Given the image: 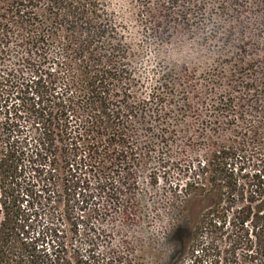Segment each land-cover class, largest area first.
Instances as JSON below:
<instances>
[{"label": "rangeland", "instance_id": "374dc122", "mask_svg": "<svg viewBox=\"0 0 264 264\" xmlns=\"http://www.w3.org/2000/svg\"><path fill=\"white\" fill-rule=\"evenodd\" d=\"M145 1L154 17L144 29L138 16L143 1L111 0L121 32L137 44L145 39L130 88L134 101L150 104L144 109L137 105L134 116H129L125 142L129 157L132 150L137 153L132 167L135 186L124 189L117 204H110L107 193L100 192L101 173L85 166L105 158L106 173L113 167L117 177L125 157L113 138L106 154L95 149L102 136L96 134L55 135L51 144L41 146L32 93L16 97L14 93L9 100L0 97V150L17 148L22 157L19 180L25 192L34 194L25 198L40 207L29 233L38 248L50 253L56 243L66 240L69 245L63 255L72 260V242L77 238L85 259L89 256L85 233L87 226H93L104 231L95 252L121 255L122 261L115 264H153L159 254L151 245V235L162 230L161 234H169L171 245L164 253L166 264H225V253L213 256L205 244L181 249L173 235L179 226L192 228L209 207L206 192L216 188L239 195L264 171V120L253 110L264 104V0H250L241 12L223 10L220 5L227 0H191L189 5L182 1L169 19L160 9L163 0ZM192 4L202 5L197 16L189 8ZM185 11L195 20L189 26L182 20ZM244 42L248 53L242 54L239 46ZM52 51L60 53V47ZM15 61L12 57L7 65ZM162 84L168 94L159 103L152 92ZM161 122L171 132L164 134ZM146 125L151 130L146 131ZM202 172L207 178L205 194L192 198L187 183ZM91 194L100 209L90 221L85 199ZM110 205L104 216L103 207ZM74 221L78 234L73 231ZM245 260L243 256L233 264Z\"/></svg>", "mask_w": 264, "mask_h": 264}, {"label": "trees", "instance_id": "16d2710c", "mask_svg": "<svg viewBox=\"0 0 264 264\" xmlns=\"http://www.w3.org/2000/svg\"><path fill=\"white\" fill-rule=\"evenodd\" d=\"M182 1L189 5L191 0H163L160 4L163 18L169 19ZM141 2L138 16L145 29L152 22L154 12L145 0ZM249 2L227 0L220 7L241 12ZM201 7L189 6L195 16ZM182 20L188 26L195 21L186 11ZM155 26L160 25L155 23ZM121 29L122 23L111 9V0H0V97L9 100L14 93H17L14 97L20 93L33 94L30 104L39 113L36 123L42 133L41 146L51 144L55 135L63 137L73 132L102 135L95 145L98 154L99 150H105L104 154L111 150L110 139L119 142L125 160L117 177L112 174L113 167L106 173L109 161L105 162V158L98 164L85 163L101 173L100 192L107 193L110 204H117L123 190L131 189L138 182L132 171L137 153L132 150L129 157L125 145L131 128L128 120L129 116H134L137 105L144 109L150 104L145 100L134 101L130 88L145 39L134 43ZM55 46L60 47V53H53ZM239 50L242 54L248 53L245 42ZM12 57H16V61L9 66ZM262 84L264 88V81ZM254 85L253 81L249 88ZM153 89V100L164 102L168 87L162 84ZM253 110L256 117L264 120L263 103L253 106ZM71 116L74 122L70 121ZM149 130L151 127L146 125V131ZM161 130L164 134L171 132L166 124ZM89 156L93 159L94 155ZM102 161L105 163L100 166ZM21 162L17 148L7 146L0 150V264H115L122 261L119 254L95 252L97 240L104 231L97 232L99 229L93 226H87L85 233L89 246V256L85 259L80 254L77 238L72 242V260L63 255L69 245L66 240L56 243L57 250L50 253L38 248L29 233L32 218L40 207L25 198L34 194L33 190L28 193L23 190L19 180ZM205 173L187 183L186 189L192 198L205 194ZM207 194L209 207L194 226H179L174 232L181 249L188 244L194 249L205 244L213 256L225 253V264L237 263L243 256L244 264H264V171L239 195L216 188ZM85 202L89 209L87 218L91 221L100 206L92 194ZM103 208L101 212L105 216L112 207ZM73 224L76 226L73 231L78 234L77 222Z\"/></svg>", "mask_w": 264, "mask_h": 264}, {"label": "clouds", "instance_id": "9594fccd", "mask_svg": "<svg viewBox=\"0 0 264 264\" xmlns=\"http://www.w3.org/2000/svg\"><path fill=\"white\" fill-rule=\"evenodd\" d=\"M161 223H163L162 219ZM161 232L162 230L154 232L151 235V245L157 250L159 254L158 257L154 259L153 264H166L167 257L164 255V253L171 246L170 243H168L169 234L167 232H163V234H161Z\"/></svg>", "mask_w": 264, "mask_h": 264}]
</instances>
